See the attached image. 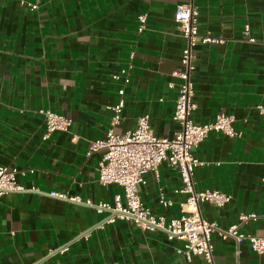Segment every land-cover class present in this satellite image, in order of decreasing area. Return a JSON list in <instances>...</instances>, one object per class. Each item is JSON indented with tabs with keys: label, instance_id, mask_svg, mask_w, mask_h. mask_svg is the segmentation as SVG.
Returning <instances> with one entry per match:
<instances>
[{
	"label": "crops",
	"instance_id": "crops-1",
	"mask_svg": "<svg viewBox=\"0 0 264 264\" xmlns=\"http://www.w3.org/2000/svg\"><path fill=\"white\" fill-rule=\"evenodd\" d=\"M180 3L197 10L199 36L225 39L193 46L191 119L204 124L225 112L242 132L212 131L194 148L202 162L195 188L230 195L223 206L202 203L201 212L221 228L256 213L241 231L264 236V116L257 108L264 104V0H0V167L24 171L16 178L25 188L0 198V264H206L180 253L184 242L163 231L129 219L101 224L107 213L86 203L114 204L122 194L119 185L99 182L103 151L86 154L110 129L122 84L112 75L121 67L130 66V81L115 132L134 129L144 114L157 136L173 137L180 127V79L172 75L185 47L174 20ZM140 13L147 14L142 32ZM40 109L71 118L68 131L44 139ZM144 180L138 193L146 208L166 219L181 214L176 168L163 162ZM211 243L214 264H264L247 240L213 233Z\"/></svg>",
	"mask_w": 264,
	"mask_h": 264
},
{
	"label": "built area",
	"instance_id": "built-area-1",
	"mask_svg": "<svg viewBox=\"0 0 264 264\" xmlns=\"http://www.w3.org/2000/svg\"><path fill=\"white\" fill-rule=\"evenodd\" d=\"M23 2V0H21ZM31 8L36 4L29 3ZM197 10L190 3H180L174 13L181 35L185 39V47L182 50V67L173 71L172 75L180 79L179 93L176 99L174 119L180 127L173 137L157 136L149 123V115L138 117L134 129L125 133H117L114 127L121 121L124 108V85L130 81V66L121 69L112 75L114 80H121L118 88L119 100L110 107L112 119L110 129L104 138L91 141L86 154L102 150V159L98 165V179L103 185L117 184L122 188V194L115 196L114 204L107 201L87 204L93 205L98 213L106 212L102 220L104 223H115L119 219L133 220L139 227L149 231H163L169 240L178 239L184 242V246L178 251L188 259L194 255L202 256L206 264H214L213 245L211 237L218 233L223 239L233 238L236 242L247 240L251 249L259 254H264V236H256L241 231L242 225L250 220H257L256 213H243L238 221L227 228H221L216 222L207 220L201 212V204L211 202L217 206H223L230 200V195L219 190H197L194 185L195 169L202 164L193 154V150L203 141L210 132H220L230 136H240L241 131L234 128L235 117L232 114L220 112L215 120L195 124L191 119V113L196 108L193 100V85L191 82V70L193 68V46L198 39L204 43H223L225 39L210 34L199 36L196 24ZM138 31L146 28L147 14L140 13L137 16ZM246 25L245 32L249 33ZM254 42L255 39L250 37ZM133 52L130 53V58ZM257 108L264 116V104H258ZM44 117L47 132L46 139L52 132L68 131L71 118L58 114L50 109H40ZM75 138V137H74ZM264 141V135H263ZM167 162L171 167L177 169L181 179L179 192L185 194V199L180 203L181 214L177 217L166 219L162 215L153 214L146 208L140 198L139 188L144 183L145 175L157 172L161 163ZM24 171L17 167H0V198L8 193L24 191L25 188L17 181L18 174ZM50 195L66 198V195L58 191H50ZM71 201L82 202L78 196L68 197ZM163 204L170 201L161 200Z\"/></svg>",
	"mask_w": 264,
	"mask_h": 264
}]
</instances>
